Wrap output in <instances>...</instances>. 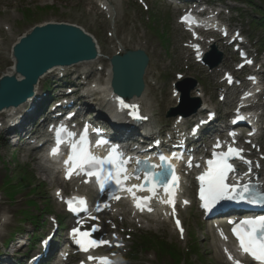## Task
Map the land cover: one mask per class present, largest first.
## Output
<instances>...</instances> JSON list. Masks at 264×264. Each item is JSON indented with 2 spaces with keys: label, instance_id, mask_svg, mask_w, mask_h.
Wrapping results in <instances>:
<instances>
[{
  "label": "rangeland",
  "instance_id": "1",
  "mask_svg": "<svg viewBox=\"0 0 264 264\" xmlns=\"http://www.w3.org/2000/svg\"><path fill=\"white\" fill-rule=\"evenodd\" d=\"M88 2V0H0V75L11 66L9 52L12 44L28 29L45 22L68 23L81 27L95 38L101 49L102 58L99 63L104 71L108 67L107 59L117 53L119 48L122 51L143 50L147 54L148 76L144 81L154 90V101L151 106L158 129L169 128V122H165L167 120L165 115L170 111L171 105L162 106L165 100L171 98L172 85L184 79L195 81L196 88L204 92L203 100L208 105L216 107L218 111L222 110V106L216 102L218 92L216 87L221 72L210 73L205 67L194 64L192 57L185 60L187 55L182 47L185 40L176 25L175 10L156 0H146L147 11L140 7L136 0H115L111 2L114 13L110 19L100 12L96 5ZM214 3L224 6L223 17L229 20L232 29H242L243 35L250 42H254V48L262 55L261 62L264 63V27L251 22L252 19H258V11L264 13V0L218 2L214 0ZM165 13L169 16L163 15ZM250 24L257 28L251 27ZM161 33L166 37L161 38L159 36ZM217 45L222 49L225 69L231 70L233 64L237 62L235 56L222 48L221 44ZM261 65L264 83V64ZM80 68H73L71 71L76 73L68 75V80L78 76ZM86 68L89 69L88 66ZM103 75L101 71L92 80ZM50 80L52 79L49 78L48 81ZM151 83L155 86H151ZM263 102L264 98L260 100V104ZM24 156L25 153L20 148L12 151L5 149L0 139V217L3 214L8 220L0 236V259L3 258V254H8L18 247H22L18 254L23 256L27 248L22 244H32V247L36 248V242L31 239L34 230L31 224L33 219L28 218L40 216L38 209H48L50 215L60 214L53 198L58 184H50L45 175L34 167L31 158ZM31 176L33 178L27 184L25 180L28 181ZM24 184L27 186H23ZM48 215L49 213L47 216L41 215L45 223L41 226L42 231L37 232L39 235L49 228L46 222ZM183 220L187 231V237L183 241L171 231L169 225L158 230L146 229L144 226L129 228L134 230L133 235L141 232L151 233L167 239L168 244L175 245L182 252L193 246L195 252L190 251L185 255L187 260L185 264H223L222 259L215 253L209 228L202 224L195 210L185 213ZM146 225L151 226L150 223ZM121 255H124L123 251ZM124 257V264H171L168 257L159 254L156 258L152 253Z\"/></svg>",
  "mask_w": 264,
  "mask_h": 264
},
{
  "label": "water",
  "instance_id": "2",
  "mask_svg": "<svg viewBox=\"0 0 264 264\" xmlns=\"http://www.w3.org/2000/svg\"><path fill=\"white\" fill-rule=\"evenodd\" d=\"M11 56L13 73L0 78V112L23 104L33 95L38 79L51 69L92 62L98 51L93 38L81 28L48 22L32 27L19 37L11 47ZM110 62L113 91L125 99L138 96L144 87L147 65L144 52L114 55ZM17 76L22 79L17 80Z\"/></svg>",
  "mask_w": 264,
  "mask_h": 264
},
{
  "label": "snow or ice",
  "instance_id": "3",
  "mask_svg": "<svg viewBox=\"0 0 264 264\" xmlns=\"http://www.w3.org/2000/svg\"><path fill=\"white\" fill-rule=\"evenodd\" d=\"M190 19H191L190 15L183 17V20H185L186 22L189 21ZM247 63L250 64L252 62L249 60L247 61ZM250 79L252 78L250 77ZM229 83H231L230 77H229ZM120 103L125 108L133 109V112L130 114L133 115L135 118L137 119L144 118V117H140L137 114L136 111L137 106L124 104L123 101H121ZM238 119H243V117H238ZM86 134H87V125L85 126L84 133L81 134L80 141L78 143H73L71 145V153L68 156L67 160H65L66 165H71L67 175L70 177L72 172L77 168L84 170L86 167L97 168V166H99V168H97L96 171H88L87 174L95 175L97 177L98 183L100 184V189L101 191H103L105 189V184H106V179L102 175L103 164L109 163L115 165L119 163L121 167L117 168L115 175H116V183L120 184V179H119L120 173L126 171V169L123 168L122 165L128 163V161L122 158V154L118 153L115 147L111 149L109 156L107 158L96 157L94 154H92L89 151L87 147L88 141L86 139ZM68 135L72 136L74 134L68 133ZM230 135L234 136L235 134L230 133ZM62 142L63 140L58 135L56 147H54L51 150L52 155H56L58 153L59 145ZM96 143L97 146H101L102 144L106 143V141L98 140ZM216 147H220L219 142L217 143ZM241 152H242L241 149H236L229 146L227 153L224 154L214 153V156L219 158L207 161L209 165V169L199 177L201 181L200 196L201 199L204 201L205 208H209L211 205L217 203L222 199L232 200V199H236L237 196H239L241 200H244L247 199L245 193L251 194L250 186L247 184L242 186L243 191L238 192L237 185L229 184L226 182L228 179V174L230 172L235 171L234 166L228 162V158L229 156L239 157ZM240 158L242 159V157ZM160 159L163 161L166 158L161 156ZM137 163H140V161H137ZM247 163L251 164L250 161H247ZM189 166H191V162H189ZM157 175L166 177V173L163 171L158 174L157 173L145 174L146 181L152 184V187L148 188L147 191L155 195L156 184L160 183L164 187L165 193L168 195V199L165 200L164 202L168 204H174L175 189L176 187H178V177H176L173 172L171 180L164 179L161 181H155V177ZM107 178L108 179L113 178V173L111 171L108 172ZM123 179L127 180L128 177L125 175ZM137 179H139V177H137ZM134 188L144 191L145 187L143 184H140V185H134L133 188L126 189L128 192H130L133 195L134 199H137L135 197V192L133 191ZM114 198L119 199L118 196ZM150 198L151 197H147V196L138 198L136 207L143 210V208L146 206ZM250 202L256 203L258 201L255 198H253ZM79 203L81 205H84L86 202L81 199ZM106 206L107 205H105V207ZM70 207H71V203H70ZM99 210L100 208L98 207L97 211ZM148 210L151 211L150 208ZM92 219H96V217H92ZM176 224L177 227H179L180 221L177 220ZM240 225H243L245 227H241ZM240 225L233 228L232 230L233 233L236 235L237 239L239 240L240 248L244 253L250 255L254 260L259 261V264H264V216L243 220L240 222ZM92 230L95 231L97 229L94 226ZM180 230L182 233L183 229L181 228ZM72 232L75 243L78 244L81 247V250L83 251H88L92 247L109 243L108 241H104V240L97 241L94 239H90L88 238L90 235L88 232H80L79 229L74 228ZM77 236H79L78 239L75 238ZM89 259L90 260L99 259L101 264H109L107 257L96 258L90 256ZM229 259H231V256H229ZM236 264H239V262H236Z\"/></svg>",
  "mask_w": 264,
  "mask_h": 264
},
{
  "label": "bare ground",
  "instance_id": "4",
  "mask_svg": "<svg viewBox=\"0 0 264 264\" xmlns=\"http://www.w3.org/2000/svg\"><path fill=\"white\" fill-rule=\"evenodd\" d=\"M115 0H91L90 2H88V4H94L98 7L99 11L104 13L105 11V15L108 18H111L113 16V9L111 8L110 4L111 2H113ZM90 11V10H89ZM207 44L204 43V47ZM245 46V44H243ZM208 46H210V44H208ZM98 58L96 59V61L94 63L88 62L85 66H88L89 69L86 68H80V72L78 71V73H80V75L78 74V76H82L81 79H89V80H85L88 84V82H90V79L93 78L96 75H99V73L102 71V66L99 63V60H101L102 54H101V49L98 46ZM67 69L64 70H59L57 67L50 70L48 73H46L45 75H43L41 78H39L35 88H34V94L33 96H35L34 98H31L30 100H28L26 103L18 106V107H11L9 109L3 110L0 112V126L4 125V124H10L12 122H14L16 120V118L21 117L22 115H24L30 108L31 106L34 105L35 100L38 98V92L41 88V85L47 80V78H58L60 76H65L68 74ZM13 73V65L11 67H9L4 73L3 75L5 76H10ZM72 73H76V72H72ZM104 75L97 79V81L92 82V84L88 85L87 88H85L84 93L86 94V98L87 100H89L88 105L89 106H97V111L98 113H100V111H102L103 109H105L106 113H111L112 114V97H111V89H110V80H111V71L109 68H106V70H103ZM147 69L145 70V74H144V79H147ZM17 80L20 79L19 76L16 77ZM103 79V80H102ZM145 79V80H146ZM84 81V80H83ZM102 82V83H99ZM153 86H155L153 84ZM83 93V94H84ZM172 93H175L174 90H172ZM196 96H194L196 99L197 98H201L202 94L201 91L196 90L195 91ZM178 95L180 96V94H177V96L175 98H171V99H167L165 100V102L163 103L164 107L165 105H171V107H174L177 99H178ZM154 90H152V88H150L146 82L144 85V89L143 92L140 94L139 97L135 98H131L128 103H130L131 105H135L137 106V108L141 111L142 116L144 117L145 120V124L147 126L148 132L144 134H148V133H153L156 134L158 131L156 130L154 124L156 122V119L154 118V114H153V110H152V106L151 103L152 101H154ZM201 102V100H199ZM203 104H205V101H202ZM160 106V105H158ZM200 111L197 113L199 114ZM187 122V120H178V118H174L173 119V123H172V127L169 131L166 132L165 137H171V136H175V135H179L181 133H183V129H184V125ZM36 148L31 147L30 149H28V151L32 152L31 155V162L35 165L34 167L36 169H38L40 171L41 174H44L46 179L49 180L50 184L54 185V184H60V185H64V183L61 181V179L53 172L46 170L43 165L41 164V157H39L36 153ZM264 177V175H262ZM264 179V178H263ZM262 182V179H261ZM263 185H264V180H263ZM162 210L158 211L155 215L152 216H147L144 217V220H148L151 221L153 224H155L156 226H160L158 224L161 218L160 214H161ZM122 214H112V212L110 214H107L106 220H109L110 224L114 225V221L115 218L117 216H121ZM135 220V219H133ZM128 221V220H127ZM165 222V221H162ZM8 224V220L7 217L5 215H1L0 217V236L3 233V228ZM185 231V230H184ZM105 233H107L106 230V226H104V232L103 235H105ZM112 233H115V231H112ZM109 232V234L106 236L109 240H111V242H118L120 243V240L117 241H113L111 234ZM115 235H117L115 233ZM183 236V235H182ZM213 246L214 249H216L218 247H216V240L213 238ZM18 249H12L11 253L6 254V260L10 259L11 256H14L15 253L17 252ZM217 255V252H216Z\"/></svg>",
  "mask_w": 264,
  "mask_h": 264
},
{
  "label": "trees",
  "instance_id": "5",
  "mask_svg": "<svg viewBox=\"0 0 264 264\" xmlns=\"http://www.w3.org/2000/svg\"><path fill=\"white\" fill-rule=\"evenodd\" d=\"M260 19H261L260 23L264 25V16L262 15ZM140 247L144 250L153 249L158 254H160V256H163V257L168 256L174 263H178L183 259V255L181 252H179V250H177L175 247L169 246L168 244H166L164 241H162L159 238L150 237V238L143 239L139 243V249Z\"/></svg>",
  "mask_w": 264,
  "mask_h": 264
}]
</instances>
